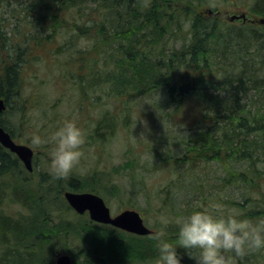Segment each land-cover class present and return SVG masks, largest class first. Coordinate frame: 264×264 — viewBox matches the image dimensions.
<instances>
[{"label": "trees", "instance_id": "obj_1", "mask_svg": "<svg viewBox=\"0 0 264 264\" xmlns=\"http://www.w3.org/2000/svg\"><path fill=\"white\" fill-rule=\"evenodd\" d=\"M12 2L20 7L24 24L48 34L38 38L22 34L17 40L14 33L10 38L0 33V98L6 104L0 126L11 138L21 136L16 130L27 125L26 113L32 114L36 107L35 97L30 99L35 91L26 85L25 76L38 58L34 50L43 51L45 47L49 55L57 36L73 31L75 38L91 40V54L87 49L75 51V46L64 45L53 55L70 51L59 64L68 66L64 71L68 76H62L80 98L79 108L91 112L100 97L106 109L114 104L109 119L102 113L92 124L90 136L96 143H105L116 132L120 108L134 112L139 98L162 92L173 113L190 106L192 116L186 121L197 129L193 139L183 142L185 152L173 161L181 165L195 158L223 165L229 159L246 162L244 170H227L220 185L257 188V200L244 198L245 202L256 201L255 207L244 210V204L232 205L242 210L240 216L264 217V192L260 191L264 183V23L256 21L264 19V0ZM219 4L247 6L255 22H226L213 14ZM206 7L213 12L198 11ZM184 25L187 29L183 32ZM3 29L0 22V32ZM165 39L178 41L179 46L169 45ZM72 66L80 73H68ZM222 85L227 86L224 94H215ZM19 167V160L0 146V264H54L55 256L62 251L71 254L75 264L77 255L71 249L75 241L80 244L76 250L84 264H109L116 258L106 242L108 235L99 230L103 226L75 214L62 196L64 191L98 195L102 189L95 185L84 189L73 176L65 180L41 174V181L34 183L19 176ZM111 184L106 179L102 186L111 192ZM165 202L166 198L161 204ZM181 212H185L182 206L175 214L171 212L169 221ZM167 227L174 238L175 224L170 222ZM121 234L126 237L115 244L125 256L130 255L129 260L139 255L136 251L142 242L149 243L148 252L140 254L139 259L143 262L145 256L149 259L155 255L156 241L149 242L152 235ZM242 259L246 256L239 257L238 264H244ZM184 264L194 262L185 254Z\"/></svg>", "mask_w": 264, "mask_h": 264}, {"label": "rangeland", "instance_id": "obj_2", "mask_svg": "<svg viewBox=\"0 0 264 264\" xmlns=\"http://www.w3.org/2000/svg\"><path fill=\"white\" fill-rule=\"evenodd\" d=\"M19 8L12 0H0V22L4 26L0 33H6L9 38L14 33L18 36L17 40L22 39V34L31 38L45 37L48 32L30 27L29 23L24 24L23 14ZM217 8L214 12L210 7H206L205 10L199 8L198 11L204 14L213 12L226 22L229 21L225 13L229 15L244 13L247 17H252L246 11L247 6L219 4ZM238 21L240 20L229 23H239ZM186 29L187 25H184L183 32ZM74 35L73 31H62L50 46L49 55H46L45 47L42 48L44 52L35 49L34 53L38 58H35L34 63L25 71L26 85L35 91V96L30 99L35 97L36 107L32 114L26 113L27 125L24 123L22 130H16L17 135L21 136L14 140L18 144L30 147L34 155L32 172H27L20 163L17 170L19 176L30 178L37 183L41 181V174L56 175L51 168V145L36 148L31 145L30 136L34 131L50 135L65 119L74 118L85 130L87 140L83 146L84 155L80 164L63 178L68 180L73 176L84 189H89L92 185L102 189L98 195L112 216L124 210H134L142 217L145 226L154 232L162 220H169L172 217L171 212L175 214L181 206L185 212L200 207L237 215L242 210L239 208L238 210L232 202L244 204V210L256 206V201L245 202L244 198L248 196L257 200L260 197L257 188L235 183L226 187L220 185L227 170H244L247 167L246 162L229 159L228 163L223 165L214 160L204 162L201 158H195L192 162L181 165L173 161L185 152L183 142L191 137L193 139L197 129L195 130L194 124L189 126V121H186V118L192 116L190 106L180 113H173V108L165 104L162 92L139 98L134 112L130 109L126 111L121 105L120 107L124 108L119 109L120 121L116 132L105 143H96L90 136L92 124L102 113L109 119L114 104H108L106 109L100 97L94 102V109L91 112L84 113L79 108L80 98L75 90L68 88L67 77L62 76H68L64 73L68 66L59 64L65 61V57H69L70 51L61 56L53 55L57 48L64 45L75 46V51L87 49L91 54V40L77 39ZM165 41L169 45L179 46L178 41L168 39ZM71 68L68 73L75 71L80 73L76 66ZM34 74L37 75L35 79ZM225 87L227 88L225 85L218 86L215 94L223 95ZM102 96H106V93ZM106 179L112 183L111 192L102 186ZM260 191L264 192V183H261ZM165 198L166 202L162 205L161 201ZM83 216L88 219L87 214ZM69 217L74 218L71 215ZM81 221L84 222V219ZM102 226L99 230L105 231L108 235L106 242L112 245L110 249L116 256L109 264H146L145 260H149L148 257L145 256L143 262L139 258L140 254L147 251L149 243L142 242L147 245L138 246L136 252H139V255L129 260L130 255L126 253L125 256L124 251L115 244L126 236L118 229ZM152 241L153 239L149 242ZM79 246L77 241L71 245L72 253L77 255L75 264H84L83 256L76 250ZM59 254H68L73 260V256L67 252H58L57 255ZM122 255L127 258H123ZM245 256L246 259H242L244 264H264V250L250 252Z\"/></svg>", "mask_w": 264, "mask_h": 264}, {"label": "clouds", "instance_id": "obj_3", "mask_svg": "<svg viewBox=\"0 0 264 264\" xmlns=\"http://www.w3.org/2000/svg\"><path fill=\"white\" fill-rule=\"evenodd\" d=\"M86 140L85 130L74 118L65 119L50 135L34 131L30 136L36 148L51 145V168L59 177L80 164ZM170 222L176 226L174 238L168 232ZM151 238L156 253L146 264H184L185 254L194 264H238L239 257L264 250V217L195 207L173 221L162 220Z\"/></svg>", "mask_w": 264, "mask_h": 264}, {"label": "water", "instance_id": "obj_4", "mask_svg": "<svg viewBox=\"0 0 264 264\" xmlns=\"http://www.w3.org/2000/svg\"><path fill=\"white\" fill-rule=\"evenodd\" d=\"M227 20L233 22L234 20H244L245 14L229 15L225 13ZM253 21V20H250ZM258 23L263 24L264 19H258ZM6 109L4 99L0 98V114ZM0 146L7 149L14 154L23 164L26 171H32V157L33 151L30 147L24 144L16 143L9 133L0 126ZM63 198L69 208H71L77 215L88 214L89 220L102 224L109 225L115 229L123 232L133 234L136 236H147L153 233L145 226L142 217L134 210H124L114 216L111 215L109 208L101 197L93 193H75L71 191H64ZM54 264H73L70 256L66 254H59L55 259Z\"/></svg>", "mask_w": 264, "mask_h": 264}]
</instances>
